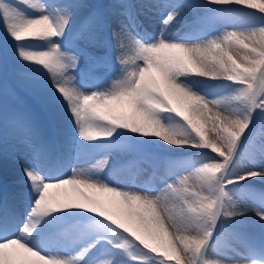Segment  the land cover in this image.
Segmentation results:
<instances>
[{
    "label": "snow or ice",
    "instance_id": "1",
    "mask_svg": "<svg viewBox=\"0 0 264 264\" xmlns=\"http://www.w3.org/2000/svg\"><path fill=\"white\" fill-rule=\"evenodd\" d=\"M204 5L245 6L264 13L262 0H204ZM76 7L0 0V23L15 42L17 57L46 70L74 121L78 157L123 147L139 150L144 144L216 155L192 151V159L169 158L171 168L192 171L174 184L161 178L166 187L156 191L146 185L127 190L119 181L114 184L113 173L105 167L107 156L64 176L57 166L41 172V156L34 154L36 166L23 169L30 191L22 217L0 209V264H97V253L107 257L100 264H220L210 256L230 227L227 221L248 211L238 204L242 190L235 186L253 177L264 179V145L260 171H237L239 148L254 114L258 109L264 114V26H254L257 21L264 25V16L209 8L223 13L225 30L202 39L169 34L177 13L164 17L154 35L132 37L123 26L119 32L114 29L113 37L127 38L128 43H118L119 73L100 88L94 70L105 66L104 58L89 56L88 67L81 69L84 53L68 56L58 42ZM94 20L90 14L85 31ZM129 20L134 23L130 15ZM72 73L93 90L84 91ZM197 77L231 83L202 86ZM220 90L226 95L209 99ZM221 107L231 115L216 111ZM248 159L257 163L252 155ZM244 194L259 204L255 213L264 228V192L247 188ZM233 235L247 247V255L235 264H264V240Z\"/></svg>",
    "mask_w": 264,
    "mask_h": 264
},
{
    "label": "rangeland",
    "instance_id": "2",
    "mask_svg": "<svg viewBox=\"0 0 264 264\" xmlns=\"http://www.w3.org/2000/svg\"><path fill=\"white\" fill-rule=\"evenodd\" d=\"M43 2L50 6L57 5L60 8L68 4L77 5L65 36L62 40L58 39V42L62 45V51L68 56L84 53L80 59L81 69L88 67L89 56L104 58L105 66L94 70V75L101 80L98 85L100 88L107 87L110 79L115 78L119 73L117 56L121 55V50L117 45L122 38L113 37L114 29L119 32L123 26L126 34L132 37L144 33L154 35L164 17L169 13H177L175 20L169 26V34L175 37L188 34L202 39L207 35H217L225 30L226 22L223 19V13L210 12L209 8L258 11V9H248L245 6H205L204 0H43ZM120 5H127V7ZM174 5L183 6L174 7ZM90 14L95 20L93 25L85 31L84 28L88 24ZM129 15L134 23H130ZM254 26L259 28L264 25L255 24ZM228 30L235 29L228 28ZM259 38L258 35L256 39ZM125 39L123 38L122 42L126 45ZM193 42H200V40L194 39ZM72 75H76L77 83L84 88V91L93 90L92 87H84L88 82L82 81L79 74L72 73ZM197 79L203 82L202 86L231 83L207 77H197ZM223 95L226 93L220 90L216 97H209V99L220 98ZM53 96L56 97L54 102L51 99ZM49 108L53 109L57 116L65 118L64 124L56 126ZM216 111L222 113L223 116L231 115L230 111H226L223 107ZM24 118H27L26 122ZM211 135L209 132L210 137ZM78 139L74 121L65 103L52 89L46 70L42 66L23 62L17 57L15 42L6 34L3 24L0 23V150H2L0 155L7 157V160H12L17 168L23 171L25 165L35 167L34 154L39 153L41 172L46 173L49 166H57L62 174L67 176L71 174L74 167H91L102 162L107 156L109 163L105 167L113 173L114 184L119 181L127 190H136L139 186L146 185L160 191L166 187L165 183L161 182V178L167 177V183L174 184L180 177L192 171L190 167L183 170L171 168L169 158L192 159L190 155L192 151H204L209 152L210 155H216L210 153V150H189V152L180 153L173 150L172 146L159 147L154 144H144L139 150L123 147L118 152L95 151L84 158H79L76 150ZM143 139L154 140L156 138ZM160 144L163 145L164 142L161 141ZM262 145H264V114H261L258 109L254 114L250 130L245 134L244 143L239 148L238 155L241 159V165L237 169L239 174H242L244 170H261L258 165ZM249 155L255 157L257 162L255 165L249 162ZM17 177H21V182ZM235 187L242 190L237 194L238 204L241 208L246 207L248 211L242 216L227 221L230 227L226 229L217 249L210 256V259L219 261L220 264H229V261L235 264L241 256L247 255L245 243L236 239L234 232L257 242L264 240V228L261 227L255 213L259 204L254 203L244 194L247 188L256 193L264 192V179L253 177L242 181ZM29 191V183L21 173L2 175L0 170V209L6 208L9 213L22 217ZM69 193L71 194V189ZM8 194L9 198H7ZM96 195L101 199L106 198V194L97 193ZM175 235L189 234L175 233ZM217 235L219 236V229ZM166 243V240L161 241L164 246ZM175 243L178 244L179 241ZM226 245H231V247ZM161 251H164V247ZM168 251L171 256V249L169 248ZM93 258L97 264L107 259L99 253ZM173 264H175L174 261Z\"/></svg>",
    "mask_w": 264,
    "mask_h": 264
},
{
    "label": "bare ground",
    "instance_id": "3",
    "mask_svg": "<svg viewBox=\"0 0 264 264\" xmlns=\"http://www.w3.org/2000/svg\"><path fill=\"white\" fill-rule=\"evenodd\" d=\"M180 14V13H179ZM152 22V21H151ZM149 24V23H148ZM150 25H151V23H150ZM154 26V25H153ZM159 26V25H158ZM157 26V27H158ZM151 27V26H150ZM155 27V26H154ZM156 28V27H155ZM154 28V29H155ZM153 29V28H152ZM159 29V28H158ZM170 32V31H169ZM128 35V34H127ZM125 39V38H124ZM122 40H123V38H122ZM125 41H126V43H128V40H127V38L125 39ZM127 45V44H126ZM36 87V86H35ZM34 87V88H35ZM51 108H49V111L51 112V115H52V117L55 119L54 121H55V123H56V126H59V125H62V124H64V122H65V118H61L60 116H57L56 115V113L54 112V110L53 109H51ZM63 116H64V114H63ZM26 129V128H25ZM33 131V130H32ZM34 134V133H33ZM35 135V134H34ZM69 136H71V135H69ZM40 137V136H39ZM37 138V137H36ZM69 138V137H68ZM22 140V139H21ZM40 140V139H39ZM37 145V144H36ZM34 149V148H33ZM2 150H0V152H1ZM19 151V150H18ZM27 151V150H26ZM34 151V150H33ZM5 153H8V152H5ZM29 153V152H28ZM5 156V155H4ZM46 157V156H45ZM12 158V157H11ZM10 158V159H11ZM8 158L7 157H3L2 155H0V170H1V174L3 175H5L6 173H10V174H12V173H14V174H19V173H21L22 174V176H25L24 175V172L22 171V169H20V168H17L16 167V165H15V163L12 161V160H7ZM13 159V158H12ZM16 159V158H15ZM23 160H24V158H23ZM44 160V159H43ZM26 161V160H25ZM16 162V161H15ZM46 162V161H45ZM73 163V162H72ZM9 177V176H8ZM10 178V177H9ZM17 178H20V179H18L19 181L20 180H22L21 179V177H17ZM22 178H24V177H22ZM10 181V180H9ZM8 181V182H9ZM27 181V180H26ZM21 182V181H20ZM123 183V182H122ZM10 194V193H9ZM9 194H8V196H7V198H9ZM25 197V196H24Z\"/></svg>",
    "mask_w": 264,
    "mask_h": 264
},
{
    "label": "trees",
    "instance_id": "4",
    "mask_svg": "<svg viewBox=\"0 0 264 264\" xmlns=\"http://www.w3.org/2000/svg\"><path fill=\"white\" fill-rule=\"evenodd\" d=\"M243 11L247 12L249 14L256 13L257 16H264V13H259L258 11H254V10H243ZM256 24H260L259 21H257ZM260 25H262V24H260Z\"/></svg>",
    "mask_w": 264,
    "mask_h": 264
}]
</instances>
